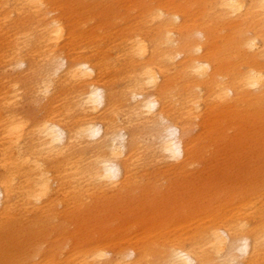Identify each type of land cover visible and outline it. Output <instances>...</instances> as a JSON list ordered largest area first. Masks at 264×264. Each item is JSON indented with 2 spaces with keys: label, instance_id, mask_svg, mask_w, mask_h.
I'll use <instances>...</instances> for the list:
<instances>
[{
  "label": "bare ground",
  "instance_id": "6f19581e",
  "mask_svg": "<svg viewBox=\"0 0 264 264\" xmlns=\"http://www.w3.org/2000/svg\"><path fill=\"white\" fill-rule=\"evenodd\" d=\"M0 264H264V0H0Z\"/></svg>",
  "mask_w": 264,
  "mask_h": 264
},
{
  "label": "rangeland",
  "instance_id": "374dc122",
  "mask_svg": "<svg viewBox=\"0 0 264 264\" xmlns=\"http://www.w3.org/2000/svg\"><path fill=\"white\" fill-rule=\"evenodd\" d=\"M91 7L92 6H89L88 8H82L81 5H73V6H67V11H69L71 13L72 18L74 19L77 15L81 14L83 11H86L87 9H89ZM61 11L62 10L58 11L55 14H59ZM94 11H96V9H94ZM96 16H98L97 12H96ZM76 19H74V22L76 21ZM89 25H90L89 28H91L92 25H93V23L90 22ZM75 28H76V26H75ZM25 75H27V72H23L20 76H25ZM24 109H27V108L25 107ZM116 225H119V222L118 221L116 222ZM70 231H72V228H70ZM142 232H143V229H141V227H140V230L136 231L135 233L140 234Z\"/></svg>",
  "mask_w": 264,
  "mask_h": 264
}]
</instances>
